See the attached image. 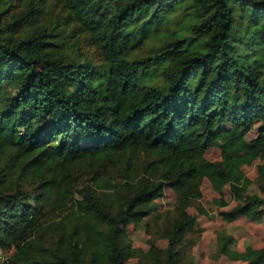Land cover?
<instances>
[{"label":"trees","instance_id":"obj_1","mask_svg":"<svg viewBox=\"0 0 264 264\" xmlns=\"http://www.w3.org/2000/svg\"><path fill=\"white\" fill-rule=\"evenodd\" d=\"M253 148L264 181V0H0L6 264H126L121 229L146 218L167 242L149 241V263L185 264L204 180L218 208L229 188L226 223L264 208L242 172ZM233 242L219 234L217 252L264 264Z\"/></svg>","mask_w":264,"mask_h":264},{"label":"rangeland","instance_id":"obj_2","mask_svg":"<svg viewBox=\"0 0 264 264\" xmlns=\"http://www.w3.org/2000/svg\"><path fill=\"white\" fill-rule=\"evenodd\" d=\"M255 137V131L247 134V141ZM255 161L251 166L243 167L242 172L249 180L247 193L256 195L264 199L262 186L264 181L260 177V153L253 148ZM220 158L219 151L211 148L205 154V159L214 162ZM193 198V203L188 209V215L193 221L194 232L193 239L195 244L187 250L185 264H248L241 261H232L217 252V237L221 233L229 234L233 237V244L230 248L233 251L242 253L246 248L264 249V208L255 207V216L253 220L238 218L232 223H226L223 220V214L235 206L232 200L229 188L223 189V198L228 204L225 208H218L214 205V200L219 198L210 183L204 180L201 186L194 191L189 192ZM175 203V197L169 188H165L164 196L156 201L157 210L164 214L172 211ZM203 210L200 213L198 208ZM163 223H154L152 219L146 218L138 224L133 222L123 225L121 229V239L124 244L136 250L138 254L131 257L126 264H150L145 258L149 249V241L155 240L160 249H165L167 242L160 237V229ZM6 255H9L7 253Z\"/></svg>","mask_w":264,"mask_h":264},{"label":"built area","instance_id":"obj_3","mask_svg":"<svg viewBox=\"0 0 264 264\" xmlns=\"http://www.w3.org/2000/svg\"><path fill=\"white\" fill-rule=\"evenodd\" d=\"M6 254L7 253L0 251V264H6L7 263L8 255H6Z\"/></svg>","mask_w":264,"mask_h":264}]
</instances>
